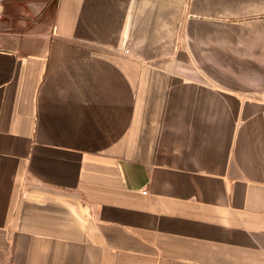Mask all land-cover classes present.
Here are the masks:
<instances>
[{"label": "crops", "instance_id": "0c3cea01", "mask_svg": "<svg viewBox=\"0 0 264 264\" xmlns=\"http://www.w3.org/2000/svg\"><path fill=\"white\" fill-rule=\"evenodd\" d=\"M0 264H264V0H0Z\"/></svg>", "mask_w": 264, "mask_h": 264}]
</instances>
